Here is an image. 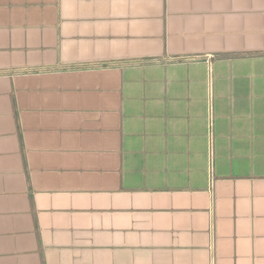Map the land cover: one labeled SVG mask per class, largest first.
Returning <instances> with one entry per match:
<instances>
[{
	"label": "crops",
	"instance_id": "0c3cea01",
	"mask_svg": "<svg viewBox=\"0 0 264 264\" xmlns=\"http://www.w3.org/2000/svg\"><path fill=\"white\" fill-rule=\"evenodd\" d=\"M0 264H264V0H0Z\"/></svg>",
	"mask_w": 264,
	"mask_h": 264
}]
</instances>
